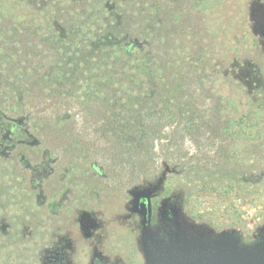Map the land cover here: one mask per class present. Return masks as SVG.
<instances>
[{"label":"rangeland","instance_id":"1","mask_svg":"<svg viewBox=\"0 0 264 264\" xmlns=\"http://www.w3.org/2000/svg\"><path fill=\"white\" fill-rule=\"evenodd\" d=\"M262 16L264 0H0V109L35 139L0 157V264H42L45 227L63 219L49 183L72 178L70 199L111 194L100 209L124 264H145L126 200L158 177L187 220L258 237Z\"/></svg>","mask_w":264,"mask_h":264},{"label":"flooded vegetation","instance_id":"2","mask_svg":"<svg viewBox=\"0 0 264 264\" xmlns=\"http://www.w3.org/2000/svg\"><path fill=\"white\" fill-rule=\"evenodd\" d=\"M257 21L262 24L264 17H259ZM34 143L35 139L24 121L0 109V157H14L25 151L26 146ZM40 170V166L33 169L32 178L35 181L43 177ZM159 178L142 184L136 189L140 190L145 186L150 188L147 219L152 228L160 225L162 209L171 212V207L178 205L175 200L164 194L165 177L163 176L160 184H157ZM75 179L72 178V181L66 179L60 184L57 181L49 183V197L51 198L49 202L53 204L58 199L62 200L63 219L49 220L45 227L46 245L41 247L42 264H124L117 248L113 246L119 239L117 233L121 232V227L117 226L114 220H103V210L100 209L103 201L111 203V194L106 191L96 192V194L95 192H90V194L84 192L70 199L69 191L78 188L76 186L79 185ZM58 196L60 197L57 198ZM126 201L128 215L131 218L128 225L130 234L137 231L139 240L143 226L142 220L145 216L135 207L140 208L143 197H135L130 193ZM163 203H165L164 207H162ZM70 205L76 207L74 214L69 212ZM72 227H75V230ZM34 253L39 254L37 245ZM34 264L37 263L34 262Z\"/></svg>","mask_w":264,"mask_h":264},{"label":"water","instance_id":"3","mask_svg":"<svg viewBox=\"0 0 264 264\" xmlns=\"http://www.w3.org/2000/svg\"><path fill=\"white\" fill-rule=\"evenodd\" d=\"M136 189L131 194L143 197L135 209L145 216L139 236L145 264H264V229L253 241L244 242L234 230L213 233L187 220L179 205L171 212L162 209L160 225L152 228L147 219L150 188Z\"/></svg>","mask_w":264,"mask_h":264},{"label":"trees","instance_id":"4","mask_svg":"<svg viewBox=\"0 0 264 264\" xmlns=\"http://www.w3.org/2000/svg\"><path fill=\"white\" fill-rule=\"evenodd\" d=\"M256 107V106H255ZM248 112H246V115H247ZM249 113H252L250 116H249V120H256V123L257 124H262L264 122V117L261 116L259 114V112H256L255 109L252 111V112H249ZM245 115V117H246ZM260 116V117H259ZM259 119V121H257Z\"/></svg>","mask_w":264,"mask_h":264}]
</instances>
